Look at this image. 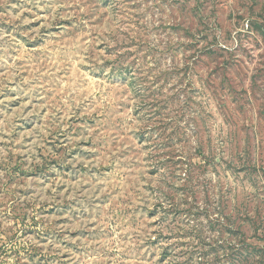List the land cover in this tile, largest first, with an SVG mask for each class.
I'll use <instances>...</instances> for the list:
<instances>
[{
	"label": "rangeland",
	"instance_id": "1",
	"mask_svg": "<svg viewBox=\"0 0 264 264\" xmlns=\"http://www.w3.org/2000/svg\"><path fill=\"white\" fill-rule=\"evenodd\" d=\"M0 264H264V0H0Z\"/></svg>",
	"mask_w": 264,
	"mask_h": 264
}]
</instances>
